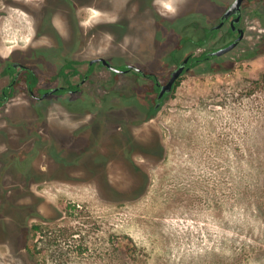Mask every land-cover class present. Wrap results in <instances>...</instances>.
Returning <instances> with one entry per match:
<instances>
[{
    "label": "rangeland",
    "instance_id": "374dc122",
    "mask_svg": "<svg viewBox=\"0 0 264 264\" xmlns=\"http://www.w3.org/2000/svg\"><path fill=\"white\" fill-rule=\"evenodd\" d=\"M232 1L164 0L171 21L131 0H0V89L9 58L46 87L65 83L66 58L165 69L169 49ZM243 26L237 48L192 67L146 121L132 77L102 66L86 103L34 101L20 86L0 107V264H264V54L252 56L264 47V0ZM225 38L227 26L212 43Z\"/></svg>",
    "mask_w": 264,
    "mask_h": 264
},
{
    "label": "flooded vegetation",
    "instance_id": "af4514ba",
    "mask_svg": "<svg viewBox=\"0 0 264 264\" xmlns=\"http://www.w3.org/2000/svg\"><path fill=\"white\" fill-rule=\"evenodd\" d=\"M50 0H48L49 2ZM54 5L56 6H68L73 7L77 6L80 3L83 5H94L97 3L98 0H84V3L81 1H76L75 4L71 2H64L63 0H51ZM164 0H131V7H134L133 4H137L136 7L142 9L140 12L141 15L145 13H149L151 17L158 18V19H170L171 21L174 20V15H169L161 10L162 6L160 5ZM175 1V0H173ZM234 1V0H233ZM232 1V2H233ZM255 1H263V0H244L238 14H231L227 18H223L224 13L229 8L227 5L226 10L217 17L218 23L217 24H203L199 23L198 25L202 31V35L195 39L193 37H185L179 41V43L169 49L168 52L170 56L171 63L169 64L170 67L163 69L162 61L156 60V65H143V63H118L113 60L109 56H96L90 58L88 60H81L75 58H66L64 61L63 66L58 71V75L62 77L65 83H59L55 86L46 87L41 84V77L40 73L36 68L33 66L26 64L21 61H16L14 59H7L6 63L2 66V73L4 76L8 78V81L5 85H3L0 89V107L6 106L15 96L17 90L20 86L26 87L27 92L32 97L34 101H41L51 94H63L67 97L74 94L78 99L84 100V102H88L87 98H91L89 96H81L80 94L86 91V84L90 80V77L94 73L97 67L102 66L110 71L113 72L115 81L121 74H128L132 77L134 85L132 86V92L130 93L131 96H137L136 94L140 92L141 97L143 100L141 102L148 103L149 106L146 110V115L144 117V121L153 118L163 107L168 97L172 94V92L176 89V85L179 80L186 74L192 67L203 63L209 62L216 58H222L226 54L232 52L235 48H237L246 37V28L243 26L244 22V11L245 8ZM130 1L126 5H128ZM174 3V2H173ZM125 6V5H123ZM137 12H130L129 16H136ZM240 15V20L236 21V17ZM128 16V17H129ZM72 19H74L72 17ZM74 22V21H73ZM227 26V36L228 38L224 39V43L221 46H217L215 43H212L213 40L218 39L219 33L223 27ZM239 28H242L244 31V36L237 45L222 53L217 54L215 51L226 47L234 40L238 38L240 35ZM186 40H191V49L195 48L200 50L199 53L195 50H191L185 53V50L189 47L186 44ZM212 44V45H210ZM209 46V47H207ZM159 55H163V53H159ZM106 58L111 64L115 65L117 69H113L106 65L102 60H97L98 58ZM188 58V61L185 64V68L181 75L174 81L173 89L170 92H165L161 96L162 86L170 81L173 75V71L178 68L185 59ZM73 61L72 65H68L69 61ZM87 64V69L83 70L82 65ZM130 65H133L130 67ZM168 65V64H167ZM34 71L38 75V81L34 88H30V81L28 80L29 72ZM72 85H77L78 88H72ZM7 87H11L8 91H6ZM54 89V90H53ZM62 89L63 91H60ZM123 94L124 91L119 90ZM118 92V90L116 91ZM5 94V95H3ZM139 95V96H140ZM127 96V95H125ZM88 104L80 106L89 107ZM72 107V106H71ZM92 153H95V150L92 149ZM96 154V153H95ZM94 154V155H95ZM26 156V155H25ZM16 157V154L11 155L9 159L13 161ZM26 159L28 160L27 156ZM62 159H65V156H62ZM62 159L60 161H62Z\"/></svg>",
    "mask_w": 264,
    "mask_h": 264
},
{
    "label": "water",
    "instance_id": "95a60500",
    "mask_svg": "<svg viewBox=\"0 0 264 264\" xmlns=\"http://www.w3.org/2000/svg\"><path fill=\"white\" fill-rule=\"evenodd\" d=\"M244 0H234L229 8L226 10V12L224 13L223 15V18H227L229 17L231 14H238L240 12V9H241V6H242V3H243ZM236 21H239L240 20V15L236 17L235 19ZM239 31H240V35L238 36V38L236 40H234L232 43H230L229 45H227L226 47L224 48H221L217 51H215V53L217 54H222L232 48H234L237 43L239 42V40H241L244 36V31L242 28H239ZM97 60H102L106 65H108L109 67L113 68V69H117V67L113 64H111L110 61H108L106 58H98ZM188 61V58L185 59V61H183L181 63V65L176 68L174 71H173V75H172V78L170 79L169 82H167L166 84H164L162 86V90H161V96L165 93V92H170L172 89H173V84H174V81L181 75V73L183 72L184 68H185V64L186 62ZM133 65H130V67H132ZM54 90V89H53Z\"/></svg>",
    "mask_w": 264,
    "mask_h": 264
},
{
    "label": "trees",
    "instance_id": "16d2710c",
    "mask_svg": "<svg viewBox=\"0 0 264 264\" xmlns=\"http://www.w3.org/2000/svg\"><path fill=\"white\" fill-rule=\"evenodd\" d=\"M259 54H264V47L263 46L257 47L255 49V51H253L252 56L254 57V56H257ZM72 63H73V61L70 60L68 62V65H72ZM28 80L30 81V88H34L36 86L37 81H38V75L34 71H30L29 72V76H28ZM180 82H181V80L178 81L176 87L180 84ZM10 88L11 87H7L6 91H8ZM72 88H78V86L77 85H72ZM60 91H63V90L60 89ZM3 95H5V94H3ZM0 97H1V95H0ZM85 155H89L91 157H94V156H99V153L97 155H93L92 153H85V154L81 155V157L85 156Z\"/></svg>",
    "mask_w": 264,
    "mask_h": 264
}]
</instances>
